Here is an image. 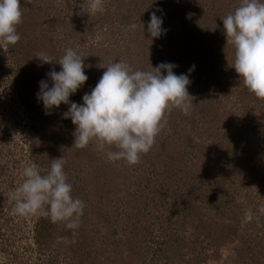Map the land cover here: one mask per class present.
<instances>
[{
    "label": "rangeland",
    "instance_id": "374dc122",
    "mask_svg": "<svg viewBox=\"0 0 264 264\" xmlns=\"http://www.w3.org/2000/svg\"><path fill=\"white\" fill-rule=\"evenodd\" d=\"M115 1L103 0L102 13L111 10L127 14L130 8L132 17L128 20H120L116 17L111 27L108 23L103 27L98 23L91 32L89 30L83 34L85 44H93L100 50L105 49L111 54L114 53L107 62L101 61L105 68L112 62L121 61L130 65L132 70L151 71L152 67H156L161 61L160 56L163 59L175 60L174 55L169 52L170 47L165 43L169 39L178 38L189 41V45L192 46V57L180 59V63H176L175 73L186 74L188 65H195V70L189 77L191 84L188 87L191 96L189 99L193 101L192 112L190 111L188 115L183 114L179 109L168 112L167 123L157 135L158 139L151 148L153 150L147 155H141L142 162L139 160L137 164L129 165L124 160L109 161L106 153L100 152L101 158L111 163V170L116 173V179L113 178L115 174L110 177L109 171H106L109 179L105 178L106 173L101 177L106 167L101 166L99 161H93L92 165L75 162L80 169V177L87 178L94 184L97 182V177L102 180L108 179L109 187L113 185L111 189L104 191L102 189V193L99 185L96 187L100 197L110 198L106 209L113 212L117 198L127 199V196H131L138 201L137 206L126 205L125 201L120 199L118 205H121V214L131 217L132 221L135 220L133 216L138 214L141 215V221L148 223L149 240L146 241L147 235L143 240L146 241L148 248L146 247L145 251L140 253L141 255H134L132 259L129 255L117 264H129V261L134 262L135 259L138 260V264H264V218L261 219L264 212L260 211L264 209V109L253 108L254 94L240 83L238 75L231 67V61L224 62L225 66L221 64L218 68L223 70L220 75V85L208 87L206 73H204L207 61L197 59L198 50L195 49V46L200 44L199 51H202L208 39L226 42L222 19L233 13L242 0H172L170 4L168 2L162 4L163 0H156L158 5L156 10L161 9L164 17L168 15L173 17L172 15L181 13L188 18L186 23L178 26L180 28L185 24L184 29L188 31L176 30L173 17V20L167 21L170 34L163 35L159 39H152L145 30L146 24L143 22L147 23L148 15L142 16V12L136 10L141 8L142 0H124L122 10L117 8ZM87 4L88 0H21L22 23L20 25L22 26L17 27L20 40L15 45L0 44V264H15L12 262V257H9L12 254L22 257L21 264H39L50 253L47 248L38 249L36 241L34 242V227L43 214L28 217L16 215L13 213L14 202L9 198L10 193L23 181V169L29 164H36L31 152L33 143L30 135L31 125L35 121L32 118L33 109L28 107L24 98L27 91L17 73L22 63L20 59L30 55L32 46L36 47L38 43L41 45L43 41H47L48 37H53L52 40L55 41L54 43L57 42L56 45L60 44L61 49L67 46L64 39L68 38L69 44H75L74 41L78 38L70 36L72 28L70 25L76 22L80 24L79 21L83 22L76 13L79 12L77 9H84ZM34 8L40 9L41 14L31 11ZM29 13H32L33 17L29 18ZM96 14L89 15L90 19ZM78 16L84 19L88 17L87 14H78ZM34 21L35 26H30V22ZM133 24L136 25L135 29L130 28ZM221 37L224 40L221 41ZM161 51L164 54L159 53ZM37 53L33 49L35 57ZM219 62L220 60L215 64L219 65ZM208 64L211 66L213 63L209 61ZM84 71L88 80L78 90L79 95L94 88L103 74L101 68L96 69L94 66L86 67ZM36 81L39 84L41 79L38 78ZM31 90L32 93L35 91ZM207 90L208 92L205 93ZM60 121L58 117L51 119L50 127L56 130ZM199 136L202 138H198ZM192 137H197L198 141L206 142L205 144L208 142L210 147L215 146L207 149L215 161L210 160L208 164H203L208 167L206 170L208 173L205 172L206 181L209 183L208 196L215 199V192L229 188L226 183V179L229 178L233 181L230 195L234 197L229 200V203L233 199L242 202L248 192L256 195V192L260 191L263 193L262 202L256 208L253 203L244 201L240 213L237 212L240 217L227 210L224 204L209 205L206 201L202 206L203 213L187 215L179 212L178 205L175 206V213L170 210V203L174 198H178L179 202L182 199L184 204L185 193L179 191L185 174L183 168L191 158L193 161L197 159L195 155L192 156L194 150L192 144L187 149L184 147ZM210 139H214L220 146L215 142L211 143ZM89 146L99 151L95 143H90ZM204 146L206 145L199 144L195 147L204 150ZM216 147L217 155L213 150ZM144 156L146 158H143ZM181 157L182 160H180ZM124 164H127L125 169ZM179 164H182L180 166L183 168H180ZM197 164L195 168L199 166ZM227 165H229L228 170H226ZM125 172H128L127 175ZM240 172L242 175L238 176ZM140 174L144 176L142 182L138 179ZM194 175L197 178L199 170H196ZM125 176H129L128 179ZM126 180H128V186L124 187ZM223 184H225L224 188H222ZM168 186L177 191L174 190L171 197L163 198V194L172 192L167 189ZM92 195L94 194L90 196ZM190 195L192 196L191 192ZM139 196L142 202L137 199ZM192 197L189 198L194 201L195 197ZM249 211H251L252 219L246 222L245 216ZM123 219L115 222L114 218L109 217L110 221L107 223L115 227L114 232L111 236L109 235L110 238L121 240V234L125 229ZM212 221H215L219 228L208 226L205 232L204 230L201 232V229L197 227L203 228V225H210ZM97 222L91 225V230L88 229L90 237H97L105 232L101 231ZM134 226L131 225V227ZM220 226L225 228L224 233ZM139 227L140 225L137 224V228ZM172 229L178 230L179 240L170 239ZM208 229L215 231L217 229L218 233L213 231L215 234L207 235ZM133 233H136V228H133ZM75 236L76 238L87 237L84 231L83 234L75 231ZM59 237L58 233H54V239L60 241ZM61 245L64 252L58 255V263L68 264L66 253L68 248L65 244ZM172 246L178 247L176 253L173 252Z\"/></svg>",
    "mask_w": 264,
    "mask_h": 264
},
{
    "label": "clouds",
    "instance_id": "9594fccd",
    "mask_svg": "<svg viewBox=\"0 0 264 264\" xmlns=\"http://www.w3.org/2000/svg\"><path fill=\"white\" fill-rule=\"evenodd\" d=\"M103 11V0H88L78 14L89 16ZM222 22L226 43L234 49L231 67L251 93L264 99V0H242ZM21 23V0H0V44L15 45L20 40L17 26ZM162 25L163 16L153 12L147 23L152 39L166 34ZM135 27L130 25L132 29ZM35 58L41 62L38 66H60V71L52 68L39 81L36 98L43 105L45 115H51L62 104L68 106L62 118L70 119L74 125L73 146L83 149L95 143L109 161L137 164L141 155L153 147L167 123V113L179 109L188 115L193 105L188 87L195 65L188 73L177 75L174 71L177 65L171 62H162L151 71L132 70L127 63L112 62L78 104L70 97L88 80L85 57L68 48L58 61L46 52L37 53ZM65 163L63 157L52 159L47 170L29 164L23 169L22 183L9 198L14 202V214L21 217L43 214L75 235L85 204L72 195L73 186L64 170ZM251 219L249 211L245 221Z\"/></svg>",
    "mask_w": 264,
    "mask_h": 264
},
{
    "label": "trees",
    "instance_id": "16d2710c",
    "mask_svg": "<svg viewBox=\"0 0 264 264\" xmlns=\"http://www.w3.org/2000/svg\"><path fill=\"white\" fill-rule=\"evenodd\" d=\"M161 2L162 4H166L167 2L168 4H170L172 0L170 2L166 0H163ZM115 3L117 4V8H119V10H122L121 6L123 7L124 0H116ZM156 6L158 7L156 0H142L141 8L139 7L136 10L139 11L140 13L142 12V16H144V14H147L148 18H150V15L153 12H156L157 16H161V15L163 16L164 14L161 11L156 10L157 8ZM39 10L40 9L38 8H34L31 11L37 14L38 13L41 14ZM77 10L80 12L81 8ZM79 12H77L76 15L78 18H82L83 22L79 21L80 24L77 22L75 24L71 23L70 27L72 26V28H71V31L69 30L70 36H76L78 38V40L74 39L75 44L73 43L69 44L70 39L68 38L64 39L67 46L61 49V47H59L60 44L56 45L57 42L54 43L55 41L52 40L53 37H48L46 38L47 41H43L41 45L40 43H38L35 45L36 47L32 46V50H31L32 53H30V55H28L27 57L25 56L24 59L22 58L20 59V62L22 63L18 67V71H17L19 79H22V82H23L22 85L24 89L27 91L26 97L24 96L25 101L28 103V107H31V109H33L32 118L34 119L35 122L31 125L32 130H31L30 135H31L32 143H33V148L31 149V152L34 155L36 164L42 170H47L48 168H50L52 159L63 157V159L66 162L64 166V170L68 176V181L73 186L72 195L74 198H78L82 200L85 204V207L83 210V216L81 217V221H80V226L75 231H79L82 234L84 231L87 237L79 236L78 238H76V236L73 235V231L65 229L63 224L61 223L54 224L50 221V219L47 216L45 215L40 216V218L38 219L34 227V233H35L34 242L36 241L38 249L47 248L50 250V253L48 257L40 261L39 264H59L58 255L64 252L63 249H61L62 247L61 244H65V246L68 248V250L66 251V253L68 254V259H67L68 264H117L119 261L121 262L125 258H128L129 255H130V258L132 259L134 255L138 256V254L140 253L142 254L147 247L146 241L149 240V236H150V235L149 236L147 235V233L150 232L149 227L147 225L148 223L147 221H141V215L139 216L138 214H136L135 216H133V219L135 220L132 221L131 217L130 218L125 217V215L121 214L120 212L121 205H118V203L120 202V199L121 201L124 200L125 201L124 203L126 205H131L133 207L137 206L138 201L131 198V196H127L128 197L127 199L117 198L115 202L113 201L115 204L113 212L106 209V205L110 202V198L106 196L100 197L98 195V193L100 192H96V187L97 185H99V189L101 193H102V189L104 191V190L113 188L112 184L109 187L108 179L114 174L115 175L113 176V178L116 179V173H114V171L111 170V167H112L111 163L109 161H106V159H104L103 157L101 158L100 152L102 151H96V149H92V147L89 145L83 149H77L73 146L74 144V136H73L74 125L72 124L70 119L62 118L63 113L67 111L68 106L62 104L59 109H54L51 115H45L44 110H42L43 105L37 101L36 95H34L39 90V84H38V81H36V79L38 78H40L41 80L45 79L46 73L49 72L52 68H55L56 71H60V66L58 64H55V65L44 64L43 66H38L40 65L41 62L37 58H35V55L33 54V49L38 53L46 52L49 55L53 56L55 61H58L63 56L66 49L72 48L73 50L77 51L78 54L85 57L84 58L85 65H88V67L94 66V68L96 69L101 68L102 72H104L106 70L105 65L101 64V61L105 60V62H107V59L112 57L114 53L111 54L109 50L106 51L105 49L100 50L98 47H95L93 44H89V45L85 44L83 34L84 33L86 34L89 30H90L89 32H91L92 29L95 28V25L98 23L101 24L102 27L104 24L108 23V26L110 25L111 27V25H113V21L116 20V17L120 18V20L122 19L128 20L133 15L132 10H130V8L129 10H127V14H124L125 12H121V11L112 12L111 10L110 11L106 10L105 13H97L96 15L91 16V19L89 16L86 17L85 19L81 16H78ZM32 13L28 14L29 18L33 17ZM172 16L175 19L174 25H176L175 27L176 30H181V32L182 30H186L184 29L185 24L183 25V27H180V28H178V26H180V24L186 23L188 18L185 16H182L181 13L180 15L178 14V15H172ZM173 17H171V15H168L165 17L163 16L162 27L167 30L165 35L170 34V31H169L170 26L167 24V21L169 19L173 20ZM143 23L146 24L145 30L147 31V23L145 22ZM31 25L35 26V21L32 23L30 22V26ZM21 26L22 25L19 24V28ZM25 27H28V26L25 25ZM109 30L115 33L114 31H112L111 28H109ZM30 33L33 34V32H30ZM220 40L222 41L224 39L221 37ZM165 44L170 47L171 50H169V52L174 55L175 60L171 61V59L169 58L163 59L162 56H160L159 59H161V61L158 62V64L162 62H171L176 65V63H180V59H189L192 57V46L189 45V41L187 39H184V38L169 39L168 41H166ZM195 49L198 50V52L196 53V58L197 59L201 58L207 61L206 65L204 66L206 67V69H204L205 71L204 73H206V77H207L206 81L208 83V85L207 84L206 85L208 87L211 85H215V84L220 85V82H221L220 75H222L223 70L222 69L220 70L218 68L220 67L221 64H223L221 66H225L224 62L226 61H231L233 65V62H234L233 47L230 44L226 45V42L221 43V42H218V40L208 39V43L203 47L202 51H199L201 50L200 44H197L195 46ZM159 53H163V52L161 51ZM219 60H220L219 62L220 64L219 65L215 64L216 61H219ZM209 61L213 63L211 66L208 64ZM189 66L191 67V65H188L187 67L188 70L190 68ZM233 70L235 72V69ZM190 75H192V72ZM194 80L196 81V79ZM239 81L242 85H244L242 80H239ZM31 89H34L35 91L32 93ZM87 92H90V90H86L85 92H83V95ZM206 92H208V90L205 91V93ZM79 94L76 93L75 95L71 96L70 100L78 104L82 103L83 95H79ZM253 96L255 99L253 102V108H255L256 110L257 109L263 110L264 109V99L257 98L255 95ZM259 104H260V107H259ZM57 117L60 118L61 121H60V125L58 126V128L54 130L53 129L54 127H50V120L57 119ZM198 138L201 139L202 137L199 136ZM157 139H158V136L155 138V141H157ZM196 139L197 137L196 138L192 137L188 141V143L184 145V147L187 149L192 144L194 146L192 156L195 155V158L197 159H194L195 161H193L191 158V160L187 163V165L185 164L186 167L184 168L181 167L182 164L178 165V166L181 165L180 168H183L185 172L184 177L181 180L180 188H179V191H182L185 193L184 204H182V199L179 202L178 198L177 199L174 198V200L171 201L170 203V207H171V208L169 207L170 210H172L175 213V206L178 205L177 208L179 209V212L186 213L187 215H190L189 213H192L195 215L197 213L202 212V206L205 205L204 203L206 201L209 205L211 203L212 204L219 203L221 205L224 204L227 210H230L231 213L232 212L236 213L235 216L240 217V215L237 212L240 213L244 201L253 203V205L256 208V206L262 202L263 193L260 191L256 192V195H253L251 192H248L247 195H245L244 200L242 202L237 201L236 199H233L229 203V200L231 198H234L233 195H230L231 185L233 184V181H231V179L229 178L226 179V183L229 188L225 189L224 188L225 184H223L222 188L224 189H222L221 192L219 191L215 192L216 194L215 199L210 198V196H208L207 191L209 190V183L208 181H206L207 178H205V172L208 167L203 164H208V161L210 160L212 162L215 161V159L212 156H210L209 153L207 152L208 148L215 147V146L210 147L208 142L207 144H205L206 143L205 141H204L205 143H202L203 141H200V140L198 141V139L197 140ZM210 141H212L211 143L213 142L217 143L214 139H210ZM199 144L206 145L204 146V150H202L199 147H195ZM218 146H220V144H218ZM112 150H115V149H112ZM152 150L153 149H150V151L146 153V155L149 154ZM213 150L216 151V155H217L218 148L216 147ZM182 153L184 154V152ZM182 153H180V155ZM145 156L143 158H146ZM180 160H182V157L180 158ZM78 161L80 162V164L87 163L88 165L89 164L92 165L93 161H99L101 166L106 167V169L101 173V177L103 176V174L106 173V171L110 172V177L109 175H107L108 173H106L107 177L105 178H108V179L102 180L101 178L99 179L97 177L96 179L97 182L95 184L91 183L87 178L84 179L80 177V174H79L80 169L75 163V162L78 163ZM140 161L142 162L143 159H140ZM196 163L199 164L197 168H195ZM123 167L125 169L127 167V164H124ZM228 169H229V165H227L226 167V170ZM196 170H199V175L197 176V178L195 177L196 175H194ZM127 173L125 172V175H127ZM240 175H242V172L238 174V176ZM73 177L75 179H73ZM125 177H127L126 179H128L129 176H125ZM143 178L144 176L142 177V174H140L138 179L142 182ZM127 182L128 180L124 182V187L128 186ZM167 182L169 184L168 180ZM167 189L172 192L170 194L168 193L167 195L163 194L162 195L163 198L171 197L174 190H176L174 188L170 189V186H168ZM260 189L262 191V188ZM190 192L192 193V196L195 197L194 201L191 198H189V197H192L190 195ZM91 194H94V195L90 196ZM180 194L182 195V193ZM140 198L141 197L139 196L137 199L140 200ZM140 201L142 202V200ZM198 202H200V206H198ZM180 207L182 208L180 209ZM108 216L111 218H114L115 222L124 218L122 222L124 224L125 229L123 230L121 234V240H114L109 237V235L111 236V233L114 232L115 227L114 226L111 227V224L107 223L110 221ZM263 218H264V215L261 216V219ZM94 220L96 222L98 221L97 223H99L101 231L104 230L105 232L103 234L98 235L97 237H93V236L90 237L88 229L91 230V227H92L91 225L95 224ZM140 222L141 224H139ZM137 224L140 225L139 228H137ZM216 224L217 223L215 221H212L210 225L201 224L204 226L203 228L199 226L197 227L201 229V232L203 230L205 232L208 226L217 227ZM131 225H135V226L131 227ZM133 228H136V233H133ZM220 229L222 230V233L226 231L225 228L221 227ZM213 231L215 230L208 229L206 234L207 235L215 234ZM177 232L178 230L176 229L171 230L169 236L172 241L179 240L178 238H180V236L177 234ZM215 232L218 233L217 229ZM54 233H58L60 235L59 237L60 241L57 239H54ZM146 235H147V240L143 241ZM72 236H75V238H72ZM173 249H174L173 252L176 253L178 250V247H173ZM9 257H12V260H13L12 262H14L15 264H21L22 257L17 256V255L14 256V254L10 255ZM125 262L126 261H124V263ZM129 264H138V260L135 259L134 262L131 260L129 261Z\"/></svg>",
    "mask_w": 264,
    "mask_h": 264
}]
</instances>
